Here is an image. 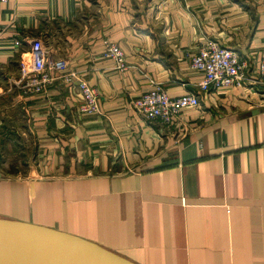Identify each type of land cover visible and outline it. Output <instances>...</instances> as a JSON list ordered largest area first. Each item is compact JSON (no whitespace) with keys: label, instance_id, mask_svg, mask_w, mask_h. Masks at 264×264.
Here are the masks:
<instances>
[{"label":"crops","instance_id":"1","mask_svg":"<svg viewBox=\"0 0 264 264\" xmlns=\"http://www.w3.org/2000/svg\"><path fill=\"white\" fill-rule=\"evenodd\" d=\"M0 29V93L16 90L42 157L39 171L0 180V217L137 264H264V0H6ZM34 38L98 88L101 113H78L62 78L18 89ZM106 39L126 69L104 56ZM212 42L249 62L245 88L200 89L191 57ZM151 79L200 106L172 126L144 121L132 101Z\"/></svg>","mask_w":264,"mask_h":264},{"label":"built area","instance_id":"2","mask_svg":"<svg viewBox=\"0 0 264 264\" xmlns=\"http://www.w3.org/2000/svg\"><path fill=\"white\" fill-rule=\"evenodd\" d=\"M1 33L0 30V36ZM17 44H20V41H17ZM29 44L30 48L21 54L19 77L14 81L23 93H42L55 80L62 78L70 86L76 87L80 101L78 113H101L100 92L96 86L90 84L78 72L69 69L65 59L53 57L43 39H31ZM103 54L112 58L119 69L127 68V58L119 43L106 39ZM190 66L204 73L199 85L202 91L245 88L252 80L249 75V62L218 42L202 47L191 57ZM257 80L264 84V55L259 60ZM261 102L264 105V94ZM200 104L197 93L173 96L163 83L154 79H151V87L132 101L133 109L144 121H160L167 126L174 125L185 110L197 108Z\"/></svg>","mask_w":264,"mask_h":264},{"label":"water","instance_id":"3","mask_svg":"<svg viewBox=\"0 0 264 264\" xmlns=\"http://www.w3.org/2000/svg\"><path fill=\"white\" fill-rule=\"evenodd\" d=\"M0 264H137L88 239L0 217Z\"/></svg>","mask_w":264,"mask_h":264},{"label":"rangeland","instance_id":"4","mask_svg":"<svg viewBox=\"0 0 264 264\" xmlns=\"http://www.w3.org/2000/svg\"><path fill=\"white\" fill-rule=\"evenodd\" d=\"M15 92L9 88L4 92L6 94L0 93V154L4 157L0 180L24 177L31 174L33 169L39 171L42 161L39 150L35 152L38 138L30 132V119L22 101L15 97ZM2 125L9 129V133L3 132L5 129H2Z\"/></svg>","mask_w":264,"mask_h":264},{"label":"trees","instance_id":"5","mask_svg":"<svg viewBox=\"0 0 264 264\" xmlns=\"http://www.w3.org/2000/svg\"><path fill=\"white\" fill-rule=\"evenodd\" d=\"M2 129L4 130L3 132L4 133H9V129L5 126V125H2ZM12 133V131H11ZM37 151V146L35 145V152ZM4 157L3 155L0 154V167H1V164H2V161H3Z\"/></svg>","mask_w":264,"mask_h":264}]
</instances>
